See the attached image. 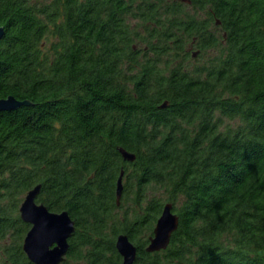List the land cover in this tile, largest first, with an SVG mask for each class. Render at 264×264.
Instances as JSON below:
<instances>
[{
    "label": "trees",
    "instance_id": "trees-1",
    "mask_svg": "<svg viewBox=\"0 0 264 264\" xmlns=\"http://www.w3.org/2000/svg\"><path fill=\"white\" fill-rule=\"evenodd\" d=\"M0 26V99L25 102L0 112V264H32L38 184L75 223L62 264H120V234L133 264H264V0H0Z\"/></svg>",
    "mask_w": 264,
    "mask_h": 264
},
{
    "label": "water",
    "instance_id": "water-1",
    "mask_svg": "<svg viewBox=\"0 0 264 264\" xmlns=\"http://www.w3.org/2000/svg\"><path fill=\"white\" fill-rule=\"evenodd\" d=\"M190 3V0H180ZM4 28L0 26V40L4 36ZM195 56V54H194ZM25 104L16 100L13 96L0 99V112L11 111ZM165 104L162 105L164 107ZM123 159L127 162H133L135 155L119 149ZM123 171L117 180L116 201L119 204L123 185ZM40 184L30 189L19 207L20 219L30 226L26 233L22 250L29 262L32 264H62L65 262V256L69 251V239L75 231V223L67 211L51 212L43 204L37 202L40 191ZM179 218L174 213L171 203H166L156 220L152 236L148 240L145 251L148 253L165 250L170 242L172 234L177 230ZM115 248L121 257L120 264H133L137 248L129 238L120 234L116 237Z\"/></svg>",
    "mask_w": 264,
    "mask_h": 264
},
{
    "label": "rangeland",
    "instance_id": "rangeland-1",
    "mask_svg": "<svg viewBox=\"0 0 264 264\" xmlns=\"http://www.w3.org/2000/svg\"><path fill=\"white\" fill-rule=\"evenodd\" d=\"M235 124H236V122H231V121L229 122V121L225 120L223 126H234ZM72 264H75V263H72Z\"/></svg>",
    "mask_w": 264,
    "mask_h": 264
}]
</instances>
